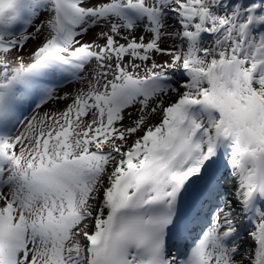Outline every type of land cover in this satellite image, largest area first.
Instances as JSON below:
<instances>
[{"label": "snow or ice", "instance_id": "1", "mask_svg": "<svg viewBox=\"0 0 264 264\" xmlns=\"http://www.w3.org/2000/svg\"><path fill=\"white\" fill-rule=\"evenodd\" d=\"M0 264H264V0H0Z\"/></svg>", "mask_w": 264, "mask_h": 264}, {"label": "rangeland", "instance_id": "2", "mask_svg": "<svg viewBox=\"0 0 264 264\" xmlns=\"http://www.w3.org/2000/svg\"><path fill=\"white\" fill-rule=\"evenodd\" d=\"M32 47H34V45L33 44H29V46H28L29 50H31ZM75 87L76 86H71L70 89H66V90L75 91ZM68 102H70V101H68ZM56 107L63 108L64 107V103L62 102L59 105H50L48 108H45L44 111H49L52 108H56Z\"/></svg>", "mask_w": 264, "mask_h": 264}]
</instances>
